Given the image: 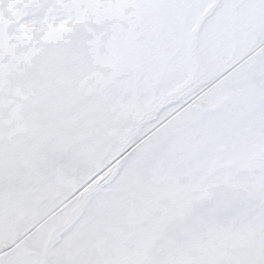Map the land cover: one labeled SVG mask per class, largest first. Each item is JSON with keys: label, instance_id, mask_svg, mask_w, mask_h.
I'll return each mask as SVG.
<instances>
[{"label": "snow or ice", "instance_id": "6c2138e0", "mask_svg": "<svg viewBox=\"0 0 264 264\" xmlns=\"http://www.w3.org/2000/svg\"><path fill=\"white\" fill-rule=\"evenodd\" d=\"M0 264H264V0H0Z\"/></svg>", "mask_w": 264, "mask_h": 264}]
</instances>
